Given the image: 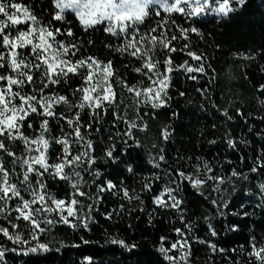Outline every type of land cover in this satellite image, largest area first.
I'll list each match as a JSON object with an SVG mask.
<instances>
[{"label":"snow or ice","instance_id":"obj_1","mask_svg":"<svg viewBox=\"0 0 264 264\" xmlns=\"http://www.w3.org/2000/svg\"><path fill=\"white\" fill-rule=\"evenodd\" d=\"M46 2L47 15L34 5L0 0V264H16L17 256L12 254H19L20 259L28 257L24 264H43L45 254L52 251L45 236L61 227L74 234L91 232L100 215L106 221L127 218L126 230H135L139 225L131 221L140 219L133 217L135 212H147V223L153 228L158 219L162 222L170 217L167 231L156 238L153 250L144 253L146 259L138 264H193L196 245L206 249L210 264H216V256L221 257L220 264H228L226 254L230 264H264V238L257 240L254 227L249 229L247 244L238 248L225 249L214 239L221 231L240 230L239 220L223 224L226 217L250 215L247 210L228 211L232 200L221 195L222 186L237 178L247 181L257 172L264 177V130L257 131L249 124L251 113L241 107L221 108L212 97L211 88L217 78L214 57L200 50L199 43H191L195 34L206 48L220 49V45L208 43L212 33L206 36L195 26L196 21L185 25L178 22L179 18L163 17L152 7L162 8L164 13H182L184 20L205 12L230 20L247 8L249 0ZM66 9H73L78 21H68ZM78 26L82 30L80 38L76 35ZM90 29H99L105 39L86 38ZM101 51L108 55L102 57ZM185 55L187 59L177 61L178 56ZM233 56L258 67L260 79L253 82V90L264 106V63H260L264 46L238 51ZM117 57L130 62L122 61L117 68ZM179 76L186 81H203L195 89L204 100L199 107L207 110L210 103L227 123L233 121V114L243 118L248 133L259 137V148L251 140L232 137L228 129L226 147L239 150L244 145L252 149L253 155L239 158L241 163L251 160L247 171L233 166L225 172L222 170L233 165L231 159L196 156L192 164V156L173 160L165 147L153 143L155 155L150 154L148 160L152 171L146 176L140 174L137 191L126 186L120 176L123 172L138 174L139 165L130 155L133 147L144 148L137 133L150 130L149 121L159 119L156 110L171 107L170 90ZM129 78H135V82L130 83ZM244 79L251 77L245 73ZM125 93L129 103L122 98ZM177 93L183 98L187 90L177 89ZM171 116L178 118L179 113L173 110ZM256 119L264 124V115ZM173 132L172 125L165 123L160 140L167 143ZM217 142L208 141L210 145ZM109 165L124 168L116 177L106 178L102 169ZM209 181L211 191L218 194L215 198L205 196L203 191ZM189 188L199 191L208 205L200 215L195 213L202 205L189 199ZM258 188L264 200V182ZM228 193H236L235 184ZM109 197H119L120 202L101 212ZM145 197L150 201V211ZM125 201H136L138 207H127ZM256 207L264 213V203ZM202 226L205 236L200 235ZM105 235V243L138 255L135 250L140 246L130 237L107 231ZM79 239L83 244L92 242L83 235ZM232 253L237 256L233 258ZM81 264L100 262L89 255L82 258Z\"/></svg>","mask_w":264,"mask_h":264},{"label":"trees","instance_id":"obj_2","mask_svg":"<svg viewBox=\"0 0 264 264\" xmlns=\"http://www.w3.org/2000/svg\"><path fill=\"white\" fill-rule=\"evenodd\" d=\"M14 2L22 3L29 7L34 5L37 11L43 8L45 10L44 14L47 15L48 5L46 0H14ZM153 10H158L163 17L179 18L178 22H183L185 25L196 21L197 25L195 26H199L206 36L207 33H212L208 39V43L220 45V49L215 51L212 47L206 48L203 41H200L199 37L195 34L191 36L192 44L199 43L200 50L210 53L214 57L213 66L216 68L217 78L211 88L212 97L221 108L232 109L234 107H241L251 113L252 118L249 120V124H253L257 131L264 130V124H260L256 119L264 115V106L259 103V100L262 98L253 90V82L260 79L258 67L255 65L248 66V61L237 59L233 56V53L238 51L248 52L264 46V0H249L247 8L241 14L234 15L230 20H222L209 12L202 13L199 16L191 18V20H184L182 13H164L162 8L157 9V7H153ZM65 14L68 21H78L74 14L70 12H65ZM76 35L77 38H80L82 35V30L79 26ZM86 38L104 40L105 34L99 29L95 32L90 29ZM112 42L116 43L115 38H113ZM97 48H100L99 43L97 44ZM91 51L95 52L96 49H92ZM100 55L104 57L108 53L101 51ZM183 59H187L186 55L177 57L178 62ZM122 61L130 62V60L117 57L115 66L119 68ZM192 63L195 65V62ZM260 63H264V60H260ZM245 73L251 77L250 80L244 79ZM129 82L134 83L135 78H129ZM201 83L203 81H186L184 76H179L176 79L175 85L170 90V95L172 96L171 107L167 111L156 110L159 114V119L149 121L150 130L147 133H137L139 139L144 144V148L133 147L131 151L132 162L138 164L139 167L137 168L138 174L135 176L127 172L122 173L120 179L125 180L126 186L134 187L139 191L140 174L146 176L152 171V166L148 164V160L150 154L155 155L154 150L151 148L153 143H157L160 147H165L169 158L173 160L178 156L183 158V160H187L189 156H192V164H195L196 156L208 159L218 157L220 161L228 158L233 161V165L222 171H230V168L233 166L237 167L238 170H248L251 160L241 163L239 158L243 155L251 157L253 155L252 149L244 145H240L239 150L229 149L226 147L224 136L228 129H230L232 137L238 140L241 138L251 140L257 146V149L259 148V137L254 134L250 135L245 126L244 119L233 113H230L233 114V121L227 123L219 112L211 108L210 103L206 105L207 110L201 109L199 105L204 103V100L195 91L196 88L200 87ZM177 89L180 91L187 90L186 97H180ZM116 90L117 92L121 91L118 86ZM122 98L125 99V103H129L130 97L126 93L125 97ZM61 110L67 111L64 108H61ZM173 110L179 113L178 118L171 116ZM144 111L148 112V108L145 107ZM165 123L171 124L174 129L167 143L160 140V130ZM213 124L216 125L215 129L212 128ZM122 127L123 125H121ZM212 139H217V144L210 145L208 141ZM123 168L124 165H121L120 169H113L109 165L104 167L102 172L106 174V178H113ZM262 182H264V177L257 172L250 174L247 181L237 178L234 181H226L222 186L224 191L221 195L224 198L232 200V206L228 211L247 210L250 215L248 217H226L222 222L223 224L226 225L229 221L239 220L241 227L237 232L221 231L219 236L214 238L219 241V246L230 250L238 248L239 245L247 244L249 229L253 227L257 240L259 241L261 238H264V213H261L260 209L256 207L258 204L264 203L258 188ZM233 184H235L236 193L229 196L228 190L232 188ZM65 188L69 192L71 191L68 185H65ZM188 191L189 199L198 200L202 205V208L195 213L196 215H200L208 205L205 203L204 198L200 196L199 191L192 188H189ZM203 191L205 196H209L210 198H215L218 195L216 192L211 191L210 181L204 186ZM145 200L149 205L148 210L150 211V201L147 200V197H145ZM90 202L84 201L85 204ZM119 202V197H109V200L101 208V212H103L104 208L111 210ZM125 203L127 207H138L136 201H133L131 204H128L126 201ZM241 205L244 206V209H241ZM192 207H195V205H192ZM135 216L140 217L138 221L134 218L131 221L139 225L135 230H126V225L129 222L127 218L123 221H118L115 218L112 221H106L102 215L97 216L98 223L92 228L91 232L74 234L71 230L61 227L59 230L54 231L53 234L44 237V240L50 243L52 251L45 254L43 264H81L82 258L89 255L93 256L100 264H138V261L142 262L146 259L144 253H149L153 250L156 238L167 231L165 226L168 224L170 217L163 219L162 222L158 219L157 227L153 228L147 223V212H135L133 213V217ZM12 219L13 223H15L14 217ZM2 224L3 220L0 218V226ZM201 225H203L202 220ZM106 231L110 234L119 232L122 236L130 237L132 242L140 246L135 250L138 255L131 254L119 245L105 243ZM80 235H83L85 239L92 242L83 244L79 239ZM200 235H207L206 229L203 226L201 227ZM77 244H79V247L74 246ZM8 246H11L10 242ZM195 247L198 251L195 254L193 264H210L208 256L205 254L206 249L200 245H196ZM57 248L60 249L58 252L55 250ZM12 255L17 256L16 264H24V261L28 259V257L20 259L19 254ZM231 256L234 258L237 256V253H232ZM215 259L216 264H220L221 257L216 256ZM224 260L230 264L228 254L224 256Z\"/></svg>","mask_w":264,"mask_h":264},{"label":"rangeland","instance_id":"obj_3","mask_svg":"<svg viewBox=\"0 0 264 264\" xmlns=\"http://www.w3.org/2000/svg\"><path fill=\"white\" fill-rule=\"evenodd\" d=\"M170 2H174V0H170ZM152 7H156L155 5H153ZM65 12H70V13H72V14H74L75 15V12H74V10L73 9H66L65 10ZM77 18V20H78V17H76Z\"/></svg>","mask_w":264,"mask_h":264}]
</instances>
